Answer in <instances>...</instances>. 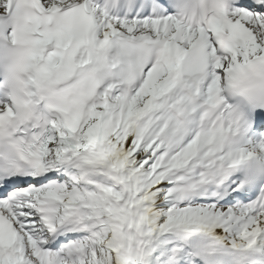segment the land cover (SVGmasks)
I'll return each mask as SVG.
<instances>
[{
    "label": "snow or ice",
    "instance_id": "1",
    "mask_svg": "<svg viewBox=\"0 0 264 264\" xmlns=\"http://www.w3.org/2000/svg\"><path fill=\"white\" fill-rule=\"evenodd\" d=\"M0 264H264V0H0Z\"/></svg>",
    "mask_w": 264,
    "mask_h": 264
}]
</instances>
